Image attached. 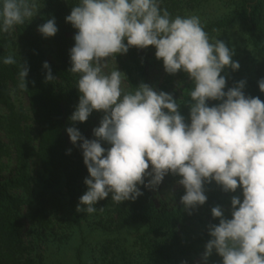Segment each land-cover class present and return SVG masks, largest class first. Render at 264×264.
<instances>
[{
	"label": "clouds",
	"instance_id": "obj_1",
	"mask_svg": "<svg viewBox=\"0 0 264 264\" xmlns=\"http://www.w3.org/2000/svg\"><path fill=\"white\" fill-rule=\"evenodd\" d=\"M160 5L161 0H79L65 17L77 30L68 72L78 76L81 94L70 120L85 122L94 110L104 113L93 129L96 139H85L75 127L66 129L73 145L80 141L88 172L83 181L87 191L76 211L96 212L97 202L110 193L116 204L135 201L143 195L139 185L154 191L168 174L181 177L177 183L185 194L180 202L189 214L205 204V183L214 181L225 192L239 187L243 199L231 198V219L224 218L220 206L211 209L219 223L208 225L211 239L202 259L215 250L222 264H264V102L245 96L243 80L225 91L222 70L240 67L232 60L233 51L221 40L210 41L198 16L172 17ZM42 6L37 0H0V32L28 24ZM37 30L45 38L54 36L55 18ZM148 46L156 49L166 73L183 71L193 82L190 100L184 103L190 123L171 94L145 83L126 92L121 86L124 73L116 67L104 71L117 54ZM3 63L16 60L9 55ZM42 67L45 82L55 81L49 64ZM28 71L21 61V90L27 89ZM257 83L264 93V78ZM208 101L219 103L209 106Z\"/></svg>",
	"mask_w": 264,
	"mask_h": 264
},
{
	"label": "trees",
	"instance_id": "obj_2",
	"mask_svg": "<svg viewBox=\"0 0 264 264\" xmlns=\"http://www.w3.org/2000/svg\"><path fill=\"white\" fill-rule=\"evenodd\" d=\"M194 0H161V8H166L172 17H186L188 7ZM264 0H236L231 19L221 18L202 23L210 41H223L226 31L237 21L247 39L248 45L256 53L251 77L235 78L230 67L221 75L226 83L236 85L243 80L246 97H258L264 102V93L258 88V81L264 78ZM43 5L36 17L28 24L15 26L10 33L0 32V160L12 157L14 167L7 178L2 179L0 164V264H52L36 248V239L62 243L74 234H80L82 243L83 226L100 232L107 239L85 251L77 249L76 264H191L200 258L203 264H222V258L213 250L206 261L202 259L206 235L195 239L187 237V224L202 217L203 224H218L211 209H222L224 218L231 219V197L235 192L222 190L214 181L204 184L205 204L191 210L183 205L173 208L157 207L142 185L143 192L135 201L116 204L111 193L97 202V211L92 214L77 212L79 198L87 191L84 179L88 177L83 163L80 141L72 145L70 152L64 145V132L74 125L82 130L92 126L93 112L85 122H72L70 116L78 105L80 92L78 76L68 72L71 67L69 50L74 46L76 29L65 21L73 6L79 0H37ZM191 8V7H190ZM189 11V10H188ZM55 18L58 31L52 37H43L38 26L50 18ZM126 43V41H125ZM143 49L130 47L127 53L117 54L114 63L125 74L124 91L134 92L144 82L145 71L142 63ZM13 56L16 64L5 65L3 59ZM26 62L29 69L25 77L26 90L19 84L20 63ZM47 62L53 82H45ZM156 63L163 68L162 60ZM183 83L178 103L185 122L190 123L188 93L194 84L183 71H178ZM146 84V83H145ZM225 90V89H224ZM23 95L28 103L29 115L17 110L13 96ZM208 105L211 104L208 101ZM36 128L34 140L28 122ZM102 147H110L101 142ZM36 162L38 171L31 173V164ZM239 193V192H238ZM240 197L241 194H238ZM103 207V211L99 208ZM93 218V220H92ZM86 253L88 260H83Z\"/></svg>",
	"mask_w": 264,
	"mask_h": 264
},
{
	"label": "rangeland",
	"instance_id": "obj_3",
	"mask_svg": "<svg viewBox=\"0 0 264 264\" xmlns=\"http://www.w3.org/2000/svg\"><path fill=\"white\" fill-rule=\"evenodd\" d=\"M186 1V0H184ZM236 0H194L192 5L187 8L185 14L187 16H198L200 18L201 23H205L208 21H213L221 18L231 19L233 10L235 8ZM262 11L264 15V2L262 6ZM189 10V11H188ZM224 39L228 41L229 49L233 51L232 60L238 62L240 67L238 70L232 71L236 74L235 78L244 79L251 77L253 74L254 61L256 59V53L252 51L251 47L247 43V39L243 34L240 25L237 21H234L229 29L226 31ZM156 49L153 46H148L143 49L142 52V63L145 71L144 82L149 86L153 87L157 92L163 91L165 93H169L173 96V98L177 101L180 99L181 90L183 88V83L178 77V72L176 74H168L162 69L156 61L158 59L155 57ZM117 66L114 63V59H110L107 63L105 72H110ZM122 88L124 89V82L122 80ZM234 87L231 83H226L225 91L229 88ZM13 100L17 110H21L24 113L28 114V103L26 98L21 94H16L13 96ZM211 106L218 104L219 101H209ZM92 116V126L82 130V136L85 139H96L93 136V129L99 126V123L104 115L103 112L93 111ZM29 115V114H28ZM30 116V115H29ZM28 125L31 128L33 133L34 140H36V128L32 124L31 120L28 122ZM69 127H74V125H70ZM64 145L67 150H71L72 143L70 142L69 136L67 132H64ZM0 164L2 165V179L7 178L8 173L14 167V160L12 157L3 158L0 160ZM151 168V166H150ZM149 168V170H150ZM38 171L37 163L34 161L31 164V173L35 176ZM181 177L173 176L168 174L164 177L161 184L156 188V190H151L148 188L144 189L151 196L154 204L157 207H167L173 208L179 205L181 197L185 194V190L182 185H179L177 181ZM148 177L145 178V182H147ZM239 192V193H238ZM224 193V195H226ZM241 194L242 190H237L236 194L233 196H237ZM231 197V198H232ZM222 209L226 208V206L220 205ZM93 220V218H92ZM204 219L201 217L198 221L197 219L189 222L186 227V235L189 238H196L198 235H206L208 233V228L203 224ZM82 235L84 237V243H82L80 234H74L69 237V239L64 240L62 243L54 241L49 237L47 240L36 239L38 248V252L44 254L45 258L51 262L52 264H76V259L78 257L77 249L82 246V248L87 251L94 247L95 244H99L104 242L107 237L101 235L100 232L90 230L86 225L83 226ZM211 239V237H209ZM87 252L83 255V260L87 261L86 255ZM191 264H203V261L200 258H195Z\"/></svg>",
	"mask_w": 264,
	"mask_h": 264
}]
</instances>
